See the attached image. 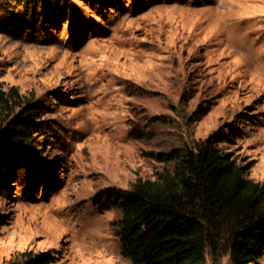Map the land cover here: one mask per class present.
<instances>
[{
	"label": "rangeland",
	"instance_id": "374dc122",
	"mask_svg": "<svg viewBox=\"0 0 264 264\" xmlns=\"http://www.w3.org/2000/svg\"><path fill=\"white\" fill-rule=\"evenodd\" d=\"M26 4L41 27L15 18L21 0H0V86L38 111L31 147L0 168V264L45 251L54 264H132L120 211L92 197L156 178L209 135L264 180V0ZM203 264H233L223 236Z\"/></svg>",
	"mask_w": 264,
	"mask_h": 264
},
{
	"label": "trees",
	"instance_id": "16d2710c",
	"mask_svg": "<svg viewBox=\"0 0 264 264\" xmlns=\"http://www.w3.org/2000/svg\"><path fill=\"white\" fill-rule=\"evenodd\" d=\"M25 2L21 0L22 16L15 18L41 27L35 9ZM59 8L69 11L65 3ZM37 112L16 87L0 86V168L8 154L16 155L15 148L31 147L29 131ZM221 140L209 135L185 147L156 178H138L128 189L109 187L92 197L98 212L120 211V254L132 264H203L206 247L213 248L218 236L226 239L233 264H253L264 257V180L246 177L229 153L218 148ZM6 264L54 262L45 251Z\"/></svg>",
	"mask_w": 264,
	"mask_h": 264
},
{
	"label": "bare ground",
	"instance_id": "6f19581e",
	"mask_svg": "<svg viewBox=\"0 0 264 264\" xmlns=\"http://www.w3.org/2000/svg\"><path fill=\"white\" fill-rule=\"evenodd\" d=\"M211 15H213V13H211ZM245 61H246V60H245ZM244 63H245V62H244ZM263 67H264V66H263ZM96 227H97V228H100L101 226H100V225H97ZM53 229H54V230L57 229L56 226H54ZM85 239H86V238H85ZM99 240H100V243H101L102 240H101V239H99ZM93 241H94V240H93ZM92 245H93V243H92ZM97 245H98V243H97Z\"/></svg>",
	"mask_w": 264,
	"mask_h": 264
}]
</instances>
